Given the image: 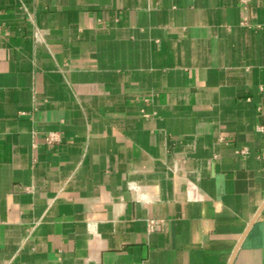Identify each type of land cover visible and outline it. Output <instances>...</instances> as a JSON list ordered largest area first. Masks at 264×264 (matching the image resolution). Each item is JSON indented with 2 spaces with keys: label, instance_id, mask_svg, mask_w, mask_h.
Returning <instances> with one entry per match:
<instances>
[{
  "label": "crops",
  "instance_id": "0c3cea01",
  "mask_svg": "<svg viewBox=\"0 0 264 264\" xmlns=\"http://www.w3.org/2000/svg\"><path fill=\"white\" fill-rule=\"evenodd\" d=\"M0 24V264H264V0Z\"/></svg>",
  "mask_w": 264,
  "mask_h": 264
},
{
  "label": "built area",
  "instance_id": "2783aa9c",
  "mask_svg": "<svg viewBox=\"0 0 264 264\" xmlns=\"http://www.w3.org/2000/svg\"><path fill=\"white\" fill-rule=\"evenodd\" d=\"M241 1H242V2H247L248 0H241ZM2 30H3V25L0 24V34L2 33ZM47 141H48L49 143L56 142V141H58V138H57L55 135L50 134V135L47 137Z\"/></svg>",
  "mask_w": 264,
  "mask_h": 264
}]
</instances>
